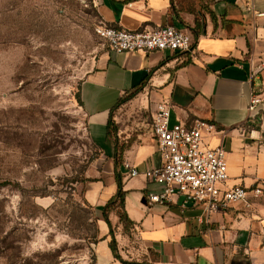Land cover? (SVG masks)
I'll list each match as a JSON object with an SVG mask.
<instances>
[{
	"label": "crops",
	"instance_id": "crops-1",
	"mask_svg": "<svg viewBox=\"0 0 264 264\" xmlns=\"http://www.w3.org/2000/svg\"><path fill=\"white\" fill-rule=\"evenodd\" d=\"M103 22L141 30L174 25L192 37L188 51L108 47L80 85L88 135L101 152L86 201L99 213L98 264H264V200L252 198L207 214L201 205L149 203L160 185L144 171L161 164L152 121L159 101L171 120L212 121L207 136L227 151L229 185L264 181V0H100ZM134 96L117 105L120 98ZM259 102L251 106V96ZM115 133L109 134V121ZM126 162L141 173L131 175ZM126 191L124 210L133 222L123 232L111 209L118 257L109 246L103 206ZM127 232V231H126Z\"/></svg>",
	"mask_w": 264,
	"mask_h": 264
},
{
	"label": "rangeland",
	"instance_id": "rangeland-1",
	"mask_svg": "<svg viewBox=\"0 0 264 264\" xmlns=\"http://www.w3.org/2000/svg\"><path fill=\"white\" fill-rule=\"evenodd\" d=\"M99 1L0 0V264H98L101 152L78 96L108 47Z\"/></svg>",
	"mask_w": 264,
	"mask_h": 264
},
{
	"label": "built area",
	"instance_id": "built-area-1",
	"mask_svg": "<svg viewBox=\"0 0 264 264\" xmlns=\"http://www.w3.org/2000/svg\"><path fill=\"white\" fill-rule=\"evenodd\" d=\"M96 30L108 48L115 52L188 51L193 43L187 30L170 24L134 30L102 22ZM259 100L252 94L251 106ZM214 131L215 123L203 118H195L191 123L172 122L170 104L166 101L157 103L152 132L157 140L161 164L146 169L144 175L161 187L146 194L147 202L169 204L181 200L182 206L188 203L201 205L210 214L264 196V181L251 186L227 183V151L222 145H210L206 139ZM126 167L131 175L141 173L128 162Z\"/></svg>",
	"mask_w": 264,
	"mask_h": 264
},
{
	"label": "trees",
	"instance_id": "trees-1",
	"mask_svg": "<svg viewBox=\"0 0 264 264\" xmlns=\"http://www.w3.org/2000/svg\"><path fill=\"white\" fill-rule=\"evenodd\" d=\"M134 96L133 93L129 94L128 96H125L124 98H120L117 102L118 104L123 103L124 101L132 98ZM78 99L80 101V105H82V101L80 96H78ZM109 131L108 133L112 135V133H115L116 131V127L115 124L113 123L112 120L109 121V125H108ZM116 179L118 182V189L117 192L115 193V195H113L107 202L106 204L103 206V217L104 219L107 221L108 225L110 226V234H112V238L109 242V246L111 248V250L113 251L114 255L116 257H118V254L116 253L117 251V244H116V240L114 239L113 236V230L112 228V224L108 218V213L111 209H115L116 207H122V210H119V220L120 222L123 224V229L127 230L130 229L131 225L133 224V222L130 220V218L128 217L126 211L124 210V199H125V194L126 191L123 190V185H122V180H121V176L119 173L116 172ZM125 264H134L135 262H130V261H124Z\"/></svg>",
	"mask_w": 264,
	"mask_h": 264
}]
</instances>
